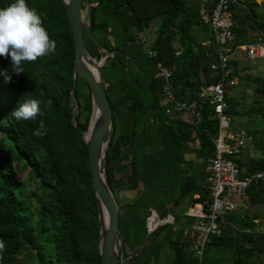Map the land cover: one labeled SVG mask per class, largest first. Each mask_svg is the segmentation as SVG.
Returning a JSON list of instances; mask_svg holds the SVG:
<instances>
[{
    "label": "trees",
    "instance_id": "trees-1",
    "mask_svg": "<svg viewBox=\"0 0 264 264\" xmlns=\"http://www.w3.org/2000/svg\"><path fill=\"white\" fill-rule=\"evenodd\" d=\"M216 1L212 0L210 5ZM11 2L0 0V7ZM26 3L43 14V25L50 38L57 41V50L55 55L25 63L21 74L13 72L10 56L0 55V239L6 244L0 264H101L100 226L88 147L80 136L89 129L91 91L88 83L78 76L76 97L80 102L88 100L86 108L79 105L78 131L72 124L75 45L65 7L58 0H26ZM261 8L262 4L255 0H231L235 46L256 43L249 40L251 32H257L259 41L264 43ZM88 17L92 35L115 52L102 67L110 83L106 91L113 111V135L106 152L105 174L110 185L111 160L119 162L121 188L136 192L133 205H122V216L124 219L135 217L146 233L145 241L135 248L138 251L144 245L142 251L121 264H160L161 250L166 245L172 252L169 264H197L198 258L190 251L185 235L186 227L197 219L185 213L196 203L208 202V188L201 181L205 176L206 182L205 164L215 154L214 139L219 132L213 109L202 96L203 88L216 84L218 77L211 70L215 61L213 38L204 47L193 34L195 27L209 31L199 20L198 4L188 0H90ZM154 20H160L161 24L151 49L144 55L153 67L150 72L139 59L144 47L140 33L149 29ZM120 34L122 40L116 42ZM85 43L92 58L106 55L86 31ZM176 49L182 50L180 56ZM150 51L153 56L149 55ZM129 60L137 65L138 75L132 72ZM158 62L173 70L171 84L176 98L196 104L202 114L198 125L165 113L161 106V87L165 81L161 79L159 89L154 82ZM233 76L252 82L255 93L263 99L255 101V106L245 113L237 111V102L228 96V115L264 117V76H241L236 68ZM27 99L40 101L42 115L34 121L15 120L11 113ZM41 119L48 132L39 138L33 132ZM260 132L264 137V129ZM195 140L200 143L196 151L190 147ZM9 146L11 149L5 153ZM195 152L201 160V167L197 169L194 163L186 161V156ZM16 160L24 162L35 188L19 177ZM238 162L241 166L242 162ZM259 170H264V158L251 159L248 172ZM164 183L169 192L168 205L181 206L188 198L187 207L174 215V224L163 226L150 239L146 219L148 209L153 207L147 202L152 195L166 194ZM196 195L199 197L195 198ZM246 199L241 200L242 205L247 201L264 205V181L258 188H251ZM121 212L119 209L120 223ZM227 219L223 234L210 238L203 264H219L222 259L227 264H264L261 261L264 234L245 232L246 227H256L255 219L249 221L248 217L241 219L234 215ZM156 224L158 221L153 220L150 226ZM164 230L166 233L160 238ZM24 252L28 260L22 263L19 258ZM124 256L129 258L124 253L121 261Z\"/></svg>",
    "mask_w": 264,
    "mask_h": 264
},
{
    "label": "built area",
    "instance_id": "built-area-1",
    "mask_svg": "<svg viewBox=\"0 0 264 264\" xmlns=\"http://www.w3.org/2000/svg\"><path fill=\"white\" fill-rule=\"evenodd\" d=\"M200 22L208 28L213 38L215 61L211 70L218 77V82L208 88H203L205 96L213 109L214 116L219 122L218 136L214 139L215 154L205 164L206 184L209 198L205 204L197 203L189 208L187 215L197 219L190 226V251L198 258L197 264H203L206 246L211 237L223 234L228 215L236 214V206L232 199H246L248 191L264 181V170L244 173L238 159L246 154L250 159L255 158V146L243 128L231 129L228 115L227 97L233 94L238 80L233 76L235 67L231 64L236 60L235 55L240 50L246 59L253 62L264 59V43L235 46L236 36L233 32L231 0H217L214 5L206 2L198 5ZM143 44L146 43L144 39ZM210 44V43H209ZM182 50L177 53L181 55ZM153 56V52H149ZM235 63V62H234ZM157 73L165 81L161 87L163 109L168 116L187 115L190 123L198 125L202 119L196 104H188L176 98L171 84L173 70L162 62L157 63ZM158 219L161 220L157 214ZM174 224V217L169 215L165 224ZM149 229V219H148ZM150 231V230H149ZM260 232L264 234V221Z\"/></svg>",
    "mask_w": 264,
    "mask_h": 264
},
{
    "label": "rangeland",
    "instance_id": "rangeland-1",
    "mask_svg": "<svg viewBox=\"0 0 264 264\" xmlns=\"http://www.w3.org/2000/svg\"><path fill=\"white\" fill-rule=\"evenodd\" d=\"M211 2L212 0H188V2H194L198 5H200L201 3L204 2ZM257 3L262 4V8L259 10L260 13H262L264 15V0H255ZM83 16H84V21L86 23H89V17H88V8L84 9L83 12ZM161 21L160 20H154L149 29H146L144 32L140 33V37L142 39V41L145 39L146 43L144 44V47H142L141 49V53L139 59L140 61L147 66V68L151 71L152 70V65L151 62L148 58H146L144 55L146 54L145 52H148L154 42V38L157 34V31L160 27ZM197 27H195L193 29V34L196 35L197 34ZM251 36L249 38L250 42H259V37H258V33L257 32H251L250 33ZM117 35V34H116ZM122 40V36L121 34L117 37L116 42H120ZM113 42H115V39H113ZM249 42V43H250ZM247 43V42H246ZM174 48H176V45L174 44ZM243 51H238L235 55V59L237 61V65H238V70L240 72L241 76L244 75H252V76H257V77H263L264 76V59H257L253 62H249L246 59L245 54L243 55ZM102 58L100 59H96L97 61H100ZM125 60V59H124ZM130 68L132 69V72L135 73L136 75L139 74L138 71V67L136 64H134L133 61L129 60ZM106 65V62L103 63L102 67ZM244 71V72H242ZM238 80V84L235 87V89L233 90V94L229 96V98L233 97L235 102H237V105L235 106V109L239 112H245L247 113L249 111V109L254 105L255 101H259L262 100L263 98L259 95H257L254 91L255 89V85L252 82H247V81H243L241 80L239 77H236ZM105 85L106 88L110 86V83L108 81L105 80ZM82 89H86V86L82 83ZM92 97V96H91ZM88 104V100H82L81 102L79 101V105H82L83 108H86ZM92 104V113H93V103L91 101ZM230 122H231V129L232 130H237L238 128H243L248 136L250 137V139L252 140L254 146H255V158L253 159H263L264 158V137L261 134V130L264 129V117L262 116H255L252 114L249 115H244V117L241 116H229ZM91 120V119H90ZM9 149H11V146L6 147L4 152L8 153ZM192 150L196 151L194 148H192ZM193 154V155H192ZM186 158H188V160H190L191 162L194 163V165H198L199 164V159L196 156V152L195 153H191L190 155H188V157L186 156ZM251 160V159H250ZM111 172H110V176H109V187L112 190V193L115 197V200L117 201V203L119 204L118 206V210L120 209V212L122 210V205H133L134 204V200L136 197V192L135 191H130L128 189H122L119 183V179L121 177V166L119 164L118 161H116L115 159L111 160ZM248 165V162H247ZM15 168L17 170V173L19 175V177L24 180V182L30 187V188H35V181L32 179L31 175L29 174L28 170L24 167V162L21 160H16L15 162ZM130 173V171L128 170V174ZM107 178V177H106ZM168 182L172 184V179L169 178ZM165 187V195H162V197L159 196H150L148 199V202L150 204V206H152L154 209H156L155 211H157L158 215L160 217H166L165 219H162L163 221H166L169 215H172L171 212H173V208L172 209V205L169 204L168 205V199H169V192L168 189L166 188V183L163 184ZM234 202L239 205L238 203L240 202L238 199H234ZM248 208L245 209V205L240 204L237 207V210L235 211V216L239 217L241 219L248 217L249 221H252L253 219H257L258 221V226L257 229L255 230V235H259L261 234L258 230V228H260V224L264 221V205H252L249 201H248ZM151 209H148V213ZM185 209H181L180 211H183ZM152 211L151 215L153 216H157L156 212ZM123 212V211H122ZM122 212H121V219L122 222L120 223V239H121V243L124 245V250L122 252V247L120 250V258L122 257V254L126 253L129 258H126L125 256L122 258L123 260L121 261V263H126L130 258H134L136 257L141 251L143 246L138 249V251H135V248H138V246L141 244V242L145 241L146 238V233H145V229L143 228V226L140 225V222H136L135 217L133 218L132 215L130 217H127L126 219L123 218L122 216ZM186 212V211H185ZM187 215V212L185 213ZM149 218V214L147 216ZM228 218L231 217L230 215L227 216ZM147 218V219H148ZM146 219V220H147ZM227 220V218H226ZM227 223V221H226ZM165 224V222L163 223ZM160 226L159 228H157L156 230H154L153 232L150 233L149 238L152 239L154 236L157 235V233L162 229L163 225ZM167 225V224H166ZM146 226H147V232H148V225L146 222ZM180 227V226H177ZM238 228L239 231H242L241 228H239L238 226L236 227ZM177 230V229H176ZM166 233V230H164L163 233H161V237L162 238ZM250 234V233H249ZM148 238V237H147ZM148 240L145 242L146 244H148ZM190 243V238L188 239V244ZM145 244V245H146ZM132 249V250H131ZM135 251V252H133ZM208 257V254H207ZM172 259V252L169 250L168 246H164L163 249L161 250V260H160V264H169L170 261ZM28 260V255L26 252L22 253V255L19 258V261L24 263L27 262ZM222 262L219 264H227V262L225 261V259L221 260ZM257 263L260 262V260H255ZM261 261L264 262V256L261 257ZM32 264H36V263H32ZM205 264H208L205 262Z\"/></svg>",
    "mask_w": 264,
    "mask_h": 264
},
{
    "label": "water",
    "instance_id": "water-1",
    "mask_svg": "<svg viewBox=\"0 0 264 264\" xmlns=\"http://www.w3.org/2000/svg\"><path fill=\"white\" fill-rule=\"evenodd\" d=\"M58 2L65 7L75 45L73 67L74 87L72 89V95L75 100V109L72 116V124L78 131H80V126L77 121L79 101L75 93L78 76H81L88 83L92 96L93 111L97 108L101 115L99 121L93 126L88 141L85 140L84 133H81L80 135L81 139L88 147V160L100 226L98 247L101 264H121L120 250L122 243L120 239V216L118 204L109 187L105 174L106 152L113 135V111L107 96L105 85L106 79L102 70L103 63L106 62L110 56H113L115 52L106 48L100 41H98L90 31V22L86 23L84 21L83 4L85 3L87 8H90V0H58ZM85 31L89 33L92 40L100 46L102 51L106 54L100 61H97L90 56L85 43ZM86 58H91L94 61L95 67L100 65L99 79L94 76L85 64L84 60ZM90 125L91 120L89 123V129ZM152 211H155V209L151 208L148 213L149 216ZM104 213H107L108 216L107 226L104 222ZM149 236L150 231L148 229V237Z\"/></svg>",
    "mask_w": 264,
    "mask_h": 264
},
{
    "label": "clouds",
    "instance_id": "clouds-1",
    "mask_svg": "<svg viewBox=\"0 0 264 264\" xmlns=\"http://www.w3.org/2000/svg\"><path fill=\"white\" fill-rule=\"evenodd\" d=\"M42 15L29 7L26 0H12L8 5L0 7V55L10 56L12 69L16 74L24 73L25 63H33L56 54L57 41L50 38L43 25ZM40 115H42L40 101L37 99L24 100L11 113L17 121H34ZM47 132L48 128L41 119L33 135L42 138ZM5 249V242L0 239V261L4 258Z\"/></svg>",
    "mask_w": 264,
    "mask_h": 264
},
{
    "label": "crops",
    "instance_id": "crops-1",
    "mask_svg": "<svg viewBox=\"0 0 264 264\" xmlns=\"http://www.w3.org/2000/svg\"><path fill=\"white\" fill-rule=\"evenodd\" d=\"M208 4H211V2H207ZM198 29H197V34L196 35H194L195 37H196V40H197V43L198 44H201L202 46H204V47H208L210 44V40L212 39V36H211V33H210V31H207L206 29H203L202 27H197ZM180 50L179 49H176V54L179 52ZM244 53V52H243ZM245 54V53H244ZM243 54V55H244ZM180 56V55H179ZM236 64H235V68L236 69H238V65H237V61L235 60L234 61ZM242 72H244V71H242ZM161 106L163 107V103L161 102ZM177 118H179V119H181V120H183L184 122H186V123H190V119H188V116L187 115H182V116H177ZM190 147L191 148H194L195 150H198L199 148H200V143H199V141H197V140H195L191 145H190ZM188 155H190V154H188ZM188 155H187V157H188ZM193 155V154H192ZM239 161H241L242 162V165H241V167H242V169H243V172L244 173H247L248 172V165H247V162H249L250 161V158L244 153V154H242L240 157H239V159H238ZM186 161L187 162H191L190 160H188V158H186ZM193 163V162H192ZM201 167V160H199V164L198 165H195V167H196V169L198 168V167ZM204 169V168H203ZM201 183L205 186V187H207V184H206V182H205V176H204V179H203V181H201ZM208 188V187H207ZM199 196L198 195H196L195 196V198H198ZM247 200V199H246ZM187 202H188V198L184 201V203L181 205V206H175V207H172V209L173 208H175V209H173V212H171V214H172V216L174 217V215H176V214H179V213H181V209H185L186 207H187ZM243 202L240 200V202L238 203L239 205L240 204H242ZM197 204V203H196ZM248 201H247V203H245L244 205V207H245V209H247L248 208ZM239 205H237L236 204V207H238ZM189 210V209H188ZM188 210H187V213H188ZM236 210H237V208H236ZM184 211V210H183ZM232 215H234L235 216V214H231L230 216H232ZM188 216V215H187ZM189 217V216H188ZM228 218V217H227ZM227 221V223H228V219L226 220ZM226 222H225V225L227 224ZM255 223H256V227L255 228H250V227H246V229H245V232H247V233H254L255 232V230L257 229V226H258V221H257V219H255ZM263 223V222H262ZM262 223L260 224V228H261V225H262ZM181 226V225H180ZM190 226H192V225H190ZM240 228V227H239ZM260 228H258V230H259V232H260ZM238 229V228H237ZM189 233H190V227H186V233H185V235H186V237L189 239ZM261 233V232H260Z\"/></svg>",
    "mask_w": 264,
    "mask_h": 264
},
{
    "label": "bare ground",
    "instance_id": "bare-ground-1",
    "mask_svg": "<svg viewBox=\"0 0 264 264\" xmlns=\"http://www.w3.org/2000/svg\"><path fill=\"white\" fill-rule=\"evenodd\" d=\"M85 64L88 66V68L90 69V71L94 74V76L99 79V75H100V71H99V67L100 65H98L97 67L94 66V61L91 59V58H86L84 60ZM100 111L96 108L94 111H93V114H92V119H91V125H90V129L84 133V138L86 141L89 140L90 136H91V131H92V128L93 126L96 124L97 121H99L100 119ZM236 199H238L239 201L240 200H243V199H239L236 197ZM232 203L236 206V203L234 202V199H232ZM237 208V207H236ZM158 221V224L154 225L153 227L150 226V223L151 221ZM162 221V219H158L157 216H153L149 219V230H150V233L153 232L154 230H156L157 228H159L160 226H162V224H160V222ZM104 222H105V225L107 226L108 225V216H107V213H104Z\"/></svg>",
    "mask_w": 264,
    "mask_h": 264
},
{
    "label": "flooded vegetation",
    "instance_id": "flooded-vegetation-1",
    "mask_svg": "<svg viewBox=\"0 0 264 264\" xmlns=\"http://www.w3.org/2000/svg\"><path fill=\"white\" fill-rule=\"evenodd\" d=\"M149 70V69H148ZM150 71V70H149ZM152 71V70H151ZM150 71V72H151ZM154 82L157 84L156 85V88H158L159 89V85H160V83H161V77H159L158 76V73L156 72L155 74H154Z\"/></svg>",
    "mask_w": 264,
    "mask_h": 264
}]
</instances>
